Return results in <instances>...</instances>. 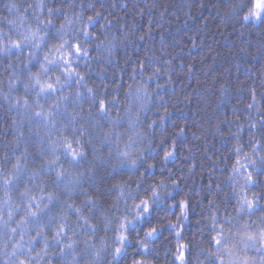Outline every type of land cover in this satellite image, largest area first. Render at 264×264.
I'll return each mask as SVG.
<instances>
[{
	"label": "clouds",
	"instance_id": "9594fccd",
	"mask_svg": "<svg viewBox=\"0 0 264 264\" xmlns=\"http://www.w3.org/2000/svg\"><path fill=\"white\" fill-rule=\"evenodd\" d=\"M0 264H264V0H0Z\"/></svg>",
	"mask_w": 264,
	"mask_h": 264
}]
</instances>
